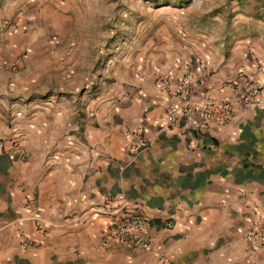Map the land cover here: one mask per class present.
<instances>
[{"label": "crops", "instance_id": "1", "mask_svg": "<svg viewBox=\"0 0 264 264\" xmlns=\"http://www.w3.org/2000/svg\"><path fill=\"white\" fill-rule=\"evenodd\" d=\"M70 11L0 0V22L17 24L0 31V264H264V104L222 87L240 71L264 84V16L239 8L191 26L189 10L162 13L108 60L96 92L94 39ZM184 73L207 77L192 99L208 90L230 109L213 104L200 129L167 125L157 78L176 91ZM120 204L152 218L151 251L103 244Z\"/></svg>", "mask_w": 264, "mask_h": 264}, {"label": "built area", "instance_id": "2", "mask_svg": "<svg viewBox=\"0 0 264 264\" xmlns=\"http://www.w3.org/2000/svg\"><path fill=\"white\" fill-rule=\"evenodd\" d=\"M17 24L6 18L0 22V31L7 28H16ZM203 65H201V68ZM160 81V90L167 93L169 101L163 103L164 120L167 125H171L180 119H189L197 129L203 127L210 116V107L217 104L222 110L230 109V100L220 99L211 101L210 93L206 90L203 93L205 101L192 99L194 90L197 85L203 84L207 77L204 73H184L178 79V89L174 91L173 82L168 74H162L157 78ZM222 87H230L233 93V99L244 106H260L264 104V84L260 81L251 79L244 72L240 71L234 82H226ZM219 122H223L220 120ZM5 142L0 138V154L5 152ZM8 157L11 159L19 158L23 160V152L16 143H11L8 149ZM35 220L38 228L42 229L41 220L36 216L35 211L29 204L25 206ZM111 211V210H110ZM111 224L103 236V244L107 246L113 242L127 247L138 248L144 251L153 249V238L148 233V226L153 221L150 215L139 208H129L120 204L116 209L111 211ZM261 217L257 222H260ZM157 226L171 228L173 221L170 219L161 220ZM43 232L44 229H42ZM255 227L251 225L247 230V235H257L254 232ZM260 239H264L262 234H258ZM34 242L21 234V247H32Z\"/></svg>", "mask_w": 264, "mask_h": 264}, {"label": "rangeland", "instance_id": "3", "mask_svg": "<svg viewBox=\"0 0 264 264\" xmlns=\"http://www.w3.org/2000/svg\"><path fill=\"white\" fill-rule=\"evenodd\" d=\"M235 1V0H234ZM61 0L71 7V14L79 16L83 27L80 38L87 41L89 34L95 43V72L93 87L99 89V79L108 60L120 52L121 47L141 33V27L148 29L161 14L187 12V21L206 25L212 13L228 17L239 8L264 16V0ZM248 1V2H247ZM160 15V16H159ZM208 25V24H207ZM139 40V39H138ZM133 43V42H132ZM86 58L87 55L85 56ZM91 59V56H90ZM85 65H92L91 61ZM95 83V86H94ZM83 90V89H82Z\"/></svg>", "mask_w": 264, "mask_h": 264}]
</instances>
